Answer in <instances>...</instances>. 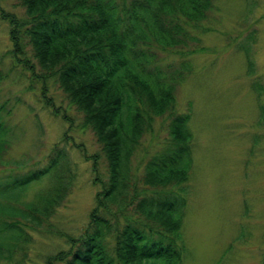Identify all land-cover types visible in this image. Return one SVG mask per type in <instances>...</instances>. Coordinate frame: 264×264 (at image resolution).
Here are the masks:
<instances>
[{
	"label": "trees",
	"instance_id": "obj_1",
	"mask_svg": "<svg viewBox=\"0 0 264 264\" xmlns=\"http://www.w3.org/2000/svg\"><path fill=\"white\" fill-rule=\"evenodd\" d=\"M19 1L23 17L0 8L10 52L17 56L31 46L39 76L54 79L82 112L106 167L101 179L97 155L85 154L100 185L94 206L82 232L68 236V247L48 255L46 264H181L193 134L191 114L175 110L174 89L191 63L163 64L157 50L185 53L190 40H199L194 30L214 0ZM243 50L251 64L249 47ZM166 112L167 136L139 177L132 157L155 117ZM56 144L44 165L0 174V260L23 250L68 192L67 148ZM46 175L50 180L30 200L19 199Z\"/></svg>",
	"mask_w": 264,
	"mask_h": 264
},
{
	"label": "rangeland",
	"instance_id": "obj_2",
	"mask_svg": "<svg viewBox=\"0 0 264 264\" xmlns=\"http://www.w3.org/2000/svg\"><path fill=\"white\" fill-rule=\"evenodd\" d=\"M0 8L25 15L19 0H0ZM194 33L199 40H190L185 53L157 50L163 64L191 63L174 89L175 110L191 114L193 134L181 264H264V0H214ZM22 48L17 56L10 52L8 23L0 18V123L6 130L0 133V174L44 165L57 143L67 148L71 178L49 220L0 264H46L48 255L68 247V236L82 232L94 206L100 185L85 154L97 155L101 179L106 167L82 112L54 79H41L31 46ZM168 121L167 112L156 116L143 135L132 157L139 177L167 136ZM50 175L19 199L30 200ZM136 183L142 186L139 178Z\"/></svg>",
	"mask_w": 264,
	"mask_h": 264
}]
</instances>
